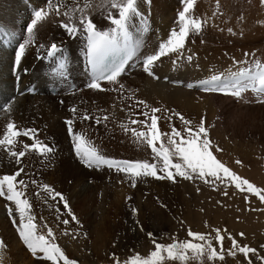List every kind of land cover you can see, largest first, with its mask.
Masks as SVG:
<instances>
[{
    "label": "bare ground",
    "instance_id": "obj_1",
    "mask_svg": "<svg viewBox=\"0 0 264 264\" xmlns=\"http://www.w3.org/2000/svg\"><path fill=\"white\" fill-rule=\"evenodd\" d=\"M207 1L196 0L193 11H190V15L198 17L202 22V31L199 34H190L182 50L184 57L193 56L192 61L188 62L184 58L177 60V54L162 57L153 67V72L159 77L156 79L143 71V58L151 54L158 43L166 40L173 28L178 30L176 23L178 12L183 9L184 5L182 0H150V2L149 0H138V10L148 21V30L143 32L139 30L143 25L141 19L137 17L132 31L139 40L140 47L133 63L119 78L120 82L125 85V90L116 92L87 88L89 78L85 71V38L82 35L70 36L60 26L62 21L68 22L67 17L57 16L54 13L50 14L46 21L38 24L35 47L32 44L26 48L18 70H14V53L18 44L27 39L26 28L33 18L32 13L40 7L47 9V2L46 0H0V106L5 101L15 98L10 112L0 110V134L6 123L13 121L19 128L38 129L37 138L55 149L53 153L45 157L29 151L19 164L16 163L14 157L0 149V175L14 174L21 167L24 168L18 180L23 178L28 185L25 192L32 204L34 215V206L43 193L42 185L45 179L50 177L49 183L55 182L58 178L62 181L66 180L65 189L69 187L71 190L70 194L65 196L68 204L66 209L69 211L72 208H79L81 221L91 214H93L92 218L107 217L109 219L114 210L112 220H117L119 223L116 224L117 227L127 225L131 230L130 239L147 242L148 237L143 234V231L151 224L167 220L168 217H164L166 211L159 203L158 195L167 193L174 185L173 181L143 177L136 181L135 186H132V181L127 176L107 166L99 169L88 168L76 155L72 135L68 132L65 121L73 119L74 131L85 133L86 139L109 158L148 160L149 162H153L151 149L146 144L138 143L131 131V129L147 130L140 123H131L132 120L146 119L142 115L145 109L137 105L136 101H145L149 106L147 109L149 112L152 107L161 109V112L156 113L160 117L158 128L161 132H169L172 125L177 129L183 127L182 122L173 115L175 112L191 120L194 125L203 120L205 127L208 128L217 110L226 101L232 103L233 100L230 98L234 96L228 95L224 98L219 92H206L202 87L188 88L187 85L189 83L199 85L200 81L210 79L214 74L227 76L248 67L252 59H246L247 63L242 66L232 58L236 57L237 60L243 58L241 49L245 50L247 40L260 35V31L254 30L246 35H234L214 28L211 24V16L209 15V18L205 16ZM211 1L216 2V0ZM52 2L62 5L61 12L69 11L77 6L84 8L87 2L90 7L85 8V14L91 13L89 16L98 29L108 30L111 27L106 16L109 10L113 12L115 10L110 9V6L105 7V0H52ZM76 15L79 16L80 13L77 12ZM53 42L62 48V53L48 59L47 52ZM38 56H42L41 61L37 60ZM61 56L66 57L68 61L64 76L57 74ZM54 60L57 61L53 62ZM25 69L29 70L28 75L23 74ZM19 74H21L22 87L16 89L14 81ZM66 79L69 80L66 81ZM175 81L182 83H175ZM73 82L76 83V89L71 91L69 87ZM60 83L64 85L57 94L50 93L49 88L58 87ZM29 84L37 86L35 95L23 94V90ZM102 86L114 87L108 85L107 82H102ZM246 94L248 96L257 95L247 91L242 96ZM262 98L264 99V96ZM74 106L78 109L75 115L70 112ZM82 113L93 117L107 115L109 119L97 124L94 120H82L80 118ZM24 143L31 144L32 141L26 137H20L14 150H22ZM33 180L37 183L33 184ZM184 191L186 197L190 199L196 200L198 197L197 190L185 189ZM36 193L40 195L37 196ZM94 195L100 199V203L95 207H93ZM134 200L138 205L130 207ZM185 200L184 198V202ZM58 202L62 208H65L63 201ZM8 207L9 205L0 199V228L3 233L8 230L12 220L7 212ZM133 209L137 211L133 212ZM99 240L98 238L97 241ZM18 242L20 241L13 239L12 244L15 254L20 256L23 255V248ZM104 242L107 243V239H104ZM84 251V253L80 250L72 253L74 256L79 254L82 258L90 259L95 256L106 257L108 249L87 245Z\"/></svg>",
    "mask_w": 264,
    "mask_h": 264
},
{
    "label": "snow or ice",
    "instance_id": "obj_2",
    "mask_svg": "<svg viewBox=\"0 0 264 264\" xmlns=\"http://www.w3.org/2000/svg\"><path fill=\"white\" fill-rule=\"evenodd\" d=\"M47 9L40 7L32 13V19L27 25V39L23 43L18 44V48L14 53V70H18L22 57L25 55L26 48L29 45L36 43V30L38 24L46 21L50 14L57 16L63 15L67 17L68 22H61V27L70 35H82L86 41L85 56L91 66V78L87 83V88L99 91H116L123 92L125 85L120 82V77L125 73L129 62L133 59L140 47V42L136 39L132 28L135 26L134 21L139 17L142 21L141 32L148 30V21L143 14L138 10V0H105V7L110 6L106 19L110 22L111 27L108 30H99L93 22L91 16L85 14V8L90 7L87 2L84 8L79 6L71 8L69 11L61 12L62 5L53 4L52 0H46ZM150 2V0H149ZM183 9L178 12V30L173 28L166 40L158 43L157 47L151 54H147L142 61L143 71L153 78L159 79L153 72V67L162 57L177 54V60L184 58L188 62L193 59L192 55L183 56V49L190 34H199L202 31V22L198 18L190 15L196 0H182ZM264 3V0H262ZM80 15L77 16L76 13ZM232 32V29H228ZM42 47V45H41ZM58 53H62V48L55 42L51 43L47 56L55 57ZM245 55H249L245 53ZM175 63V61H174ZM239 63V62H237ZM244 63H247L245 61ZM67 58L61 56V63L58 66L57 74L64 76L67 70ZM19 81V75H17ZM102 82H107L108 85H113L112 88H105ZM175 83H182L175 81ZM202 87L206 92H219L225 95H231L236 98H241L242 94L249 89L256 93H264V62L260 60L253 61V67H245L235 73H230L227 76L223 74L212 75L210 79L202 80L199 85L189 83L188 88ZM28 91L34 92L35 89ZM15 98H11L0 106V110L10 112ZM137 105L145 109L142 115L145 120H132V124L140 123L147 130L137 131L131 129L136 141L140 144H146L153 153V162L148 160H116L109 158L101 153V151L86 139L83 132H75L73 128L74 120L68 119L65 123L68 126V132L72 135L75 146L76 155L81 159L84 165L88 168H101L107 166L109 169L115 170L117 173H123L132 181V186L138 179L143 177H153L156 179H168L173 182L177 177H182L186 180L199 178L205 183H214L215 181L228 184L234 183L235 188L241 192H247L264 201V188L257 187L238 176L234 171L222 163L214 152L222 151L218 146L214 145L209 138V133L203 120L197 124H193L191 120L186 119L182 114L175 112V115L181 122L183 127L177 129L174 125L171 126L169 132H161L158 128V120L160 117L156 113L161 112L160 108L152 107L150 112L147 110L149 106L143 100L136 101ZM74 115L78 109L74 106L70 109ZM151 113V114H150ZM82 120H94L99 124L101 121H107V115L103 117H93L86 113H82ZM171 119V117H169ZM38 129L34 128H19L13 121L6 123L2 134H0V149L6 151L9 156L16 159L19 164L21 159L29 152H34L42 157L53 153L55 149L40 141L37 138ZM20 137L29 138L32 143H24L22 150H14ZM176 158L177 162H174ZM237 163H240L237 161ZM24 168L21 167L14 174L0 175V197H4L11 202L12 206L7 208L8 215L12 218V223L16 225V230L19 237L30 250L33 256L51 262V264H77L73 259H70L62 247L56 243V236L51 227L46 224L43 227L47 228V232L43 233L39 229L41 225L36 223V216L32 211V204L26 196L25 189L27 183L21 177ZM163 173V175L159 173ZM209 178H212L209 180ZM33 184L37 183L35 180ZM42 189L53 200L57 197L64 203V207L68 208L67 201L63 194L55 192L51 186L44 184ZM227 193H225L226 195ZM39 196V193H36ZM131 199V198H129ZM133 209V212H136ZM71 214V210L69 209ZM18 214V219H17ZM72 220L79 223L76 217L72 215ZM62 223L68 224V220H63ZM215 236L205 235L189 230L188 236L192 240L176 241L172 243H159L153 237L152 233H148L149 237H153L154 250L147 255L132 253L123 264H165L166 260H186V253L192 250L197 255H203L207 252L209 259L215 260L218 256L220 260L224 259L223 241L224 235H221L220 229H215ZM68 235V232L64 233ZM243 236V233H240ZM75 238V237H73ZM213 239L220 242L221 251L217 252L212 246ZM232 241L229 255L235 256L237 251L244 254L246 257L257 252L256 249L247 245L241 246L239 243L229 236ZM193 240H198L203 243H194ZM4 247V241L0 239V248ZM115 264H121V261L113 254ZM264 259V257H261ZM251 264V261H249Z\"/></svg>",
    "mask_w": 264,
    "mask_h": 264
},
{
    "label": "rangeland",
    "instance_id": "obj_3",
    "mask_svg": "<svg viewBox=\"0 0 264 264\" xmlns=\"http://www.w3.org/2000/svg\"><path fill=\"white\" fill-rule=\"evenodd\" d=\"M209 15L212 26L228 34L246 35L250 31H260V35L251 37L253 42L251 38L247 40L245 50L241 49L243 58L237 60L236 57H233L232 59L242 66H245L246 59L264 62V3L262 0H216V2L208 0L205 9L206 18H209ZM228 29H232V32H229ZM245 53L249 55H245ZM252 60L248 67H253ZM248 92L252 91L249 89ZM221 97L228 96L222 94ZM230 99L233 100L232 103L226 101L217 110V114H214L213 122L207 128L212 143L222 149L214 154L238 176L247 179L257 187L264 188V99L260 95L248 96L247 94L241 98L232 97ZM207 115L205 112V116ZM174 162H177L176 158H174ZM49 178L45 179L43 184L55 185L51 188L56 189V192H63L65 199V196L71 192L69 187L65 189L66 180L62 181L61 178H58L55 182L49 183ZM211 179L209 178V180ZM173 183L174 185L167 193L158 195V201L166 211L164 217L168 218L160 223L149 225L143 231V234L148 237L147 242L130 239L129 232L131 230L127 225L117 227L116 224H119L117 220H112L115 214L114 210L111 211L109 219L107 217L104 219L92 218L93 214H91L85 217L87 222H85V218L81 221L79 208L70 209L72 211L70 214L66 208H62L58 204L60 203L58 202L60 201L59 197L53 200L43 189L41 199L34 206L35 216L37 219L39 218V220L36 219L38 221L36 223L41 225L39 230L43 233L47 232V228L43 227L45 223L51 227L56 236V243L77 264H115L113 254L123 264V261L132 253L147 255L154 250L153 237L157 242L167 244L172 243L173 240L181 242L192 240L188 236L189 230L214 237L215 229H220L221 235L225 236L222 246L223 260H220L219 256L215 260H211L207 252L197 255L192 250H188L186 260H166L165 264H249V261L251 264H264V259H261L264 257V201L247 192H241L235 188L234 183L228 184L226 180L205 183L199 178L186 180L177 177ZM185 189L197 190L196 200L186 197ZM65 192L67 193L65 194ZM225 193L227 194L225 195ZM93 197L95 201L93 207H95L100 203V199L96 195ZM0 199L5 204L13 206L4 197H0ZM132 203L130 207L138 205L136 200ZM72 215L79 223L72 220ZM63 220H68L69 223L64 224ZM65 232L69 234L65 235ZM148 233H152L153 237H149ZM240 233H243V236ZM229 236L234 238L239 245H247L256 249L257 252L250 253L247 257L238 251L235 256L229 255L232 246ZM97 237L100 239L99 241H97ZM0 239L4 241V247L0 248V264H34L35 262V264H51L49 261L32 255L19 237L16 225L12 223V220L8 230H5L4 233L0 228ZM13 239L20 241L18 243H21L23 255L15 254ZM104 239H107V243L104 242ZM102 240L103 242H101ZM193 242L203 243L198 240H193ZM87 245L108 249L106 257L95 256L89 259L82 258L79 254L74 256L73 251L80 250L84 253ZM212 246L220 253L221 246L218 240L213 239Z\"/></svg>",
    "mask_w": 264,
    "mask_h": 264
}]
</instances>
